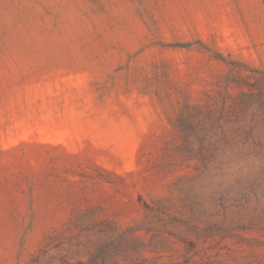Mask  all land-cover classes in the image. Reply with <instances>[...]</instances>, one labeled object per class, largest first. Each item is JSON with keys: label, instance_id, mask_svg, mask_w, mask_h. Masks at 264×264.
<instances>
[{"label": "rangeland", "instance_id": "374dc122", "mask_svg": "<svg viewBox=\"0 0 264 264\" xmlns=\"http://www.w3.org/2000/svg\"><path fill=\"white\" fill-rule=\"evenodd\" d=\"M0 264H264V0H0Z\"/></svg>", "mask_w": 264, "mask_h": 264}, {"label": "clouds", "instance_id": "9594fccd", "mask_svg": "<svg viewBox=\"0 0 264 264\" xmlns=\"http://www.w3.org/2000/svg\"><path fill=\"white\" fill-rule=\"evenodd\" d=\"M228 153L230 156L229 169L233 172L246 171L249 166L253 164L259 165L261 163L244 146H234L228 150Z\"/></svg>", "mask_w": 264, "mask_h": 264}]
</instances>
